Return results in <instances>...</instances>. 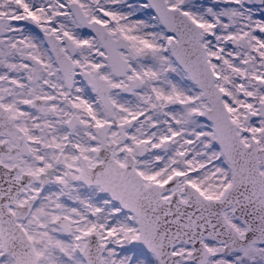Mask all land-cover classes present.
I'll return each instance as SVG.
<instances>
[{
  "label": "snow or ice",
  "instance_id": "1",
  "mask_svg": "<svg viewBox=\"0 0 264 264\" xmlns=\"http://www.w3.org/2000/svg\"><path fill=\"white\" fill-rule=\"evenodd\" d=\"M0 264H264V0H0Z\"/></svg>",
  "mask_w": 264,
  "mask_h": 264
}]
</instances>
